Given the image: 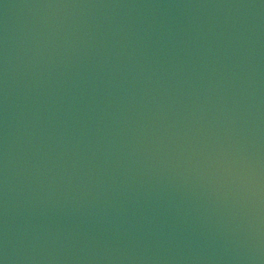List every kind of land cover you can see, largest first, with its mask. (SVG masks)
I'll return each mask as SVG.
<instances>
[{
  "label": "water",
  "instance_id": "obj_1",
  "mask_svg": "<svg viewBox=\"0 0 264 264\" xmlns=\"http://www.w3.org/2000/svg\"><path fill=\"white\" fill-rule=\"evenodd\" d=\"M2 264H264V0H0Z\"/></svg>",
  "mask_w": 264,
  "mask_h": 264
},
{
  "label": "clouds",
  "instance_id": "obj_2",
  "mask_svg": "<svg viewBox=\"0 0 264 264\" xmlns=\"http://www.w3.org/2000/svg\"><path fill=\"white\" fill-rule=\"evenodd\" d=\"M0 264H2V262H0Z\"/></svg>",
  "mask_w": 264,
  "mask_h": 264
}]
</instances>
